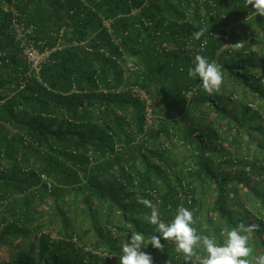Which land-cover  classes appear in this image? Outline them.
Returning <instances> with one entry per match:
<instances>
[{"label":"trees","instance_id":"16d2710c","mask_svg":"<svg viewBox=\"0 0 264 264\" xmlns=\"http://www.w3.org/2000/svg\"><path fill=\"white\" fill-rule=\"evenodd\" d=\"M14 18L60 46L39 77ZM197 54L221 66L212 93L188 75ZM145 199L165 223L191 210L217 243L256 226L250 264L264 255V16L246 0H0L1 264H119L156 231ZM161 244L143 249L154 264L205 255Z\"/></svg>","mask_w":264,"mask_h":264},{"label":"clouds","instance_id":"9594fccd","mask_svg":"<svg viewBox=\"0 0 264 264\" xmlns=\"http://www.w3.org/2000/svg\"><path fill=\"white\" fill-rule=\"evenodd\" d=\"M248 5H252L258 15L264 16V0H246ZM205 33V29L193 33L195 39L199 40ZM239 46V43H237ZM193 66L188 69L190 77H199L203 89L212 93L219 89L223 82L221 66L214 60L210 61L203 55L197 54L192 62ZM142 202L151 207L152 211L148 217V222L156 226V231L146 239L141 232L132 233L128 243L122 247V254L119 256V264H154L153 256L144 251L149 244L153 248L161 249V239L173 240L177 252L183 253L188 261L194 254V249L200 247L201 243L205 250V255L201 258L200 264H250L249 257L252 249L249 246V236L254 227L249 225L242 232L240 228L233 227L227 232L222 243L209 236H201L193 226L194 217L191 210L179 207L174 218L168 222H162L156 208L148 200ZM256 264H264V255L256 256Z\"/></svg>","mask_w":264,"mask_h":264},{"label":"built area","instance_id":"2783aa9c","mask_svg":"<svg viewBox=\"0 0 264 264\" xmlns=\"http://www.w3.org/2000/svg\"><path fill=\"white\" fill-rule=\"evenodd\" d=\"M14 11V15H18L19 13L12 7ZM12 25L15 29V38L20 42L21 47L23 48V56L27 63V71L25 73L26 76H35L39 77L41 68L45 62L50 57V54L59 49L60 46L57 47H48L45 46V42L36 41L33 39L34 26H26L23 23H20L17 18L13 19ZM106 25L109 26V22H106ZM37 44L42 45L43 49H40ZM124 62H120L121 65H125L128 70H136V64L133 61H130L125 57ZM134 92L140 93L143 99H146L147 96L143 91H139L138 89H133ZM146 106V125L151 126L154 122V117L152 113L151 101L147 100Z\"/></svg>","mask_w":264,"mask_h":264},{"label":"rangeland","instance_id":"374dc122","mask_svg":"<svg viewBox=\"0 0 264 264\" xmlns=\"http://www.w3.org/2000/svg\"><path fill=\"white\" fill-rule=\"evenodd\" d=\"M11 258L12 252L8 249V247H0V264L11 261Z\"/></svg>","mask_w":264,"mask_h":264}]
</instances>
